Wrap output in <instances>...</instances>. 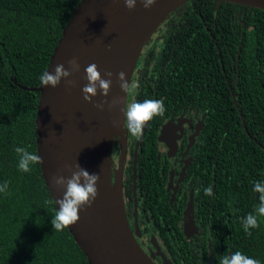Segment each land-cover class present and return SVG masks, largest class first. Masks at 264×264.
<instances>
[{"label":"trees","instance_id":"trees-1","mask_svg":"<svg viewBox=\"0 0 264 264\" xmlns=\"http://www.w3.org/2000/svg\"><path fill=\"white\" fill-rule=\"evenodd\" d=\"M80 1L0 0V182L8 183L7 193L0 194V264H89L68 227L56 230L51 225L56 205L40 162L23 172L17 168L15 151L20 146L37 154L39 91L31 87L41 84L40 74ZM232 7L215 0H194L182 13L175 11L163 21L169 22V45L163 48L183 52L188 47L185 71L207 76L199 85L203 91L181 96L206 113L201 133L207 161L204 186L202 180L196 181L203 196L202 212L197 214L202 218L200 235L186 237L181 220L185 201L171 204L170 193L164 190L166 181L159 178L163 174L155 165L157 124L163 117L146 121L135 154L137 197L145 196L139 213L154 225V233L157 229L173 264H220L223 256L237 250L264 264V217H258L259 226L247 233L241 220L255 212L259 193L252 186L264 180V10ZM205 23H211L214 34L216 24L234 35L209 39L204 35ZM194 26L197 33L185 37L184 32ZM151 37L147 42L151 40L153 46ZM146 94L139 92L136 100L154 97ZM159 95L156 99H163L165 111L174 96L180 97L162 89ZM209 185L210 196L203 191ZM128 190L132 193L131 186Z\"/></svg>","mask_w":264,"mask_h":264},{"label":"water","instance_id":"water-1","mask_svg":"<svg viewBox=\"0 0 264 264\" xmlns=\"http://www.w3.org/2000/svg\"><path fill=\"white\" fill-rule=\"evenodd\" d=\"M187 1L155 0L145 8L142 0H137L135 7L130 9L124 0H81L64 27L46 68L53 72L57 64H63L69 75L62 77L55 87L41 84L31 87L39 91L37 154L42 176L56 207V199L62 196L64 187L54 183L55 176L70 177L80 168L99 176L96 197L90 204L83 205L78 220L67 226L89 264H158L139 242L125 209L123 171L127 138L124 109L128 93L121 89L118 73L123 71L125 80L131 82L139 54L151 34L172 11ZM220 1L264 10V0ZM73 58L77 63L70 62ZM91 63L97 65L102 77L111 79V85L106 95L98 89L95 96L86 100L82 88L88 83L85 68ZM114 99L118 112L114 116L115 131H111L106 111ZM98 104L103 107H97ZM100 131L107 133L105 147L99 141ZM119 137L121 154L119 165L114 169L112 145ZM167 144L170 149L175 147L170 142ZM191 210L192 203L184 217L185 232L189 234L195 226L193 219L188 218ZM166 260L173 264L168 257Z\"/></svg>","mask_w":264,"mask_h":264},{"label":"flooded vegetation","instance_id":"flooded-vegetation-1","mask_svg":"<svg viewBox=\"0 0 264 264\" xmlns=\"http://www.w3.org/2000/svg\"><path fill=\"white\" fill-rule=\"evenodd\" d=\"M192 1L194 0H189L182 4L172 11L170 15L175 11L178 14L182 13ZM215 1L217 3L224 2L232 5L233 7L231 10H242L241 8L253 9L231 2L220 0ZM210 24L211 23H205L203 25L206 29L204 35L208 36L209 39L215 38V35H218L223 39L228 38L230 35H234V33L224 25H220V28L217 29L216 24H213L215 28L214 34L210 29ZM197 26L199 29L202 27V25ZM168 30L169 22H162L158 29L154 31L152 37L150 36L155 40L156 44L150 46V40L143 46L142 53H144L143 55L140 53L139 60L130 82H137L139 86L133 92L128 93L126 105L133 100H136L139 92H147L146 96H154L153 98L158 97L161 89L168 90V92L174 95H180V97L174 96L171 99V105H168L167 107V111H165L163 115H160L163 119L157 124L156 148L158 162L155 165L163 174V176L159 178L162 182L166 181V187L164 190L166 189V192L170 193L171 204L174 203V201H179L181 199L185 201L181 216L183 225L182 230L187 238L193 239L202 233V229L198 223L202 218L197 214L202 212L200 207L203 205V196H201L200 191L198 192L197 190L198 185L196 181L197 179L202 180L201 188L204 186L203 180L205 179L207 170V161L204 157V151L202 150L203 141L201 133L206 124V113L200 105L190 104L188 100L182 99L181 96L187 97L188 94L203 91L199 85L202 84L201 80L203 78L206 79L207 76L202 74L192 75L188 71H185L186 65L189 61L186 57L188 55V47H184L183 52L177 51L176 48H163L166 44L169 45V43L166 42L167 35L169 34ZM190 33H197L195 31V26L184 32L185 37L191 36ZM179 34L180 33H178V35ZM205 42L207 43V39ZM195 44L200 45V43ZM203 44L204 42L202 45ZM143 77H145V81L142 84L141 81ZM170 84L176 85V87L170 89ZM160 85L162 87L159 89ZM140 86L142 87V90L140 89ZM147 122L145 123L146 125ZM145 130L146 126L142 129L139 137L134 139L131 137L130 132L125 129L127 152L123 171V194L127 217L132 229L136 233L139 242L146 252L159 264V253H164L165 255H167V253L164 251L163 246L159 241L157 229L156 233H154V225L149 223L147 217H143V215H140L139 213L140 204L145 202V196L141 195L139 200L136 190L137 162L135 154L144 137ZM172 140H174V142H172ZM121 142V137H119L114 140L112 145V157L115 162L114 169L119 165ZM167 142L172 143L175 147L170 149ZM133 146H135L134 150L136 151L133 150L132 153ZM114 155L116 156L115 158ZM130 165H132L131 178H127L128 174H126V171L128 173V167ZM114 178L115 172L112 170V181H114ZM130 186L132 188V193L128 190ZM190 203H192V210L188 213V218H192L195 223L192 234L186 233L184 226L185 211L188 209ZM155 234H157V238H155ZM167 257L169 258L168 255ZM171 262L174 263L173 261Z\"/></svg>","mask_w":264,"mask_h":264},{"label":"clouds","instance_id":"clouds-1","mask_svg":"<svg viewBox=\"0 0 264 264\" xmlns=\"http://www.w3.org/2000/svg\"><path fill=\"white\" fill-rule=\"evenodd\" d=\"M145 8L150 7L155 0H142ZM125 6L128 8L135 7L137 0H124ZM72 63H77L73 58ZM86 79L88 81L82 88L84 98L90 100L92 96L97 94L99 89L102 94L106 95L111 85L110 78L102 77L97 65L91 63L85 68ZM68 71L63 64H57L53 72L47 69L40 74L39 80L43 86L55 87L60 83L62 77H67ZM111 73H108L110 76ZM120 87L125 93H131L138 88L137 82L130 83L125 80L123 71L118 73ZM97 107H103L98 104ZM165 104L163 99L147 98L142 101L133 100L127 104L124 109V127L125 129L139 137L145 122L151 120L156 115H163ZM15 151L19 154L17 168L23 172H28L30 166L39 162L40 156L35 152L28 151L25 147L17 146ZM54 183L64 187L63 194L56 199L58 207L55 214L51 218V225L56 230H62L68 225L75 223L79 218V210L85 204H90L97 195L96 182L99 179L97 173H89L86 169L80 168L79 171L72 172L70 177L55 176ZM253 191L259 193V204L255 207L254 213H247L241 218L244 231L250 232L251 229L257 228L258 217H264V180L255 181L253 183ZM8 183L0 182V194H6ZM205 195H212L213 189L209 185L203 189ZM220 264H262V262L253 256H249L239 250L232 251L228 255L221 258Z\"/></svg>","mask_w":264,"mask_h":264},{"label":"bare ground","instance_id":"bare-ground-1","mask_svg":"<svg viewBox=\"0 0 264 264\" xmlns=\"http://www.w3.org/2000/svg\"><path fill=\"white\" fill-rule=\"evenodd\" d=\"M208 62V61H207ZM209 63V62H208ZM216 63V62H215ZM207 67V66H206ZM216 67V66H215ZM214 68V67H213ZM205 69V68H204ZM217 72V71H216ZM204 75V74H203ZM212 75V74H211ZM217 79V78H216ZM211 85V84H210ZM33 91V90H32ZM160 96V95H159ZM171 101V100H170ZM172 102V101H171ZM180 106V105H179ZM175 109V108H174ZM109 115L108 119H107V123H108V129H110L111 131H115L114 130V127H115V115L117 114L118 112V103L116 101V99L110 101L109 103V106L107 108V111H106ZM154 118V117H153ZM149 125V124H148ZM151 126V125H150ZM155 128V127H154ZM154 130V129H153ZM113 133V132H112ZM148 133V131H147ZM150 134V133H148ZM147 134V135H148ZM99 141H100V144L102 146H106V137H107V133L104 132V131H100L99 134ZM150 137V136H149ZM155 138V137H154ZM147 140V139H146ZM151 141V140H150ZM153 147V146H152ZM153 149V148H152ZM163 156V155H162ZM145 157V156H144ZM149 159V158H148ZM147 159V160H148ZM143 161V160H142ZM149 161V160H148ZM157 163V162H156ZM144 164H146V162H144ZM163 165V164H162ZM145 166V165H144ZM163 167V166H162ZM161 167V168H162ZM145 168V167H144ZM159 214V213H158Z\"/></svg>","mask_w":264,"mask_h":264},{"label":"rangeland","instance_id":"rangeland-1","mask_svg":"<svg viewBox=\"0 0 264 264\" xmlns=\"http://www.w3.org/2000/svg\"><path fill=\"white\" fill-rule=\"evenodd\" d=\"M112 154H113V150H112ZM116 156L114 155V158ZM115 163V162H114ZM157 238V237H155ZM162 251V250H161ZM167 255H165L164 253H159V264H168V261L166 260V257ZM152 257V256H151ZM158 263V262H157Z\"/></svg>","mask_w":264,"mask_h":264}]
</instances>
